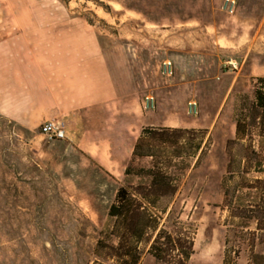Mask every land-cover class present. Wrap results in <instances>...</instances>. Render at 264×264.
<instances>
[{
  "label": "rangeland",
  "instance_id": "rangeland-1",
  "mask_svg": "<svg viewBox=\"0 0 264 264\" xmlns=\"http://www.w3.org/2000/svg\"><path fill=\"white\" fill-rule=\"evenodd\" d=\"M222 2L0 0L3 31L42 26L51 23L44 16L64 13L60 27L75 28L84 46L103 52L124 92L128 138L119 139L121 149L143 128L193 130L181 135L182 144L201 138L202 153L186 149L174 158L167 148L160 154L177 186L160 225L192 239L186 264H222L225 254L234 264H250L253 253L264 254L258 229L264 212L256 209L264 195L242 187L263 176L230 179L226 146L241 97H251L252 79L264 77V0H236L233 14L222 11ZM32 10L41 19L27 18ZM165 61L170 76L162 74ZM148 95L156 102L151 111L142 105ZM191 101L196 115L187 112ZM41 125L25 129L0 115V264H114L95 249L112 228L108 209L117 190L141 182L124 175L131 156L122 172L110 173L67 138L48 140ZM152 162L137 159L134 170ZM149 245H141L139 264H168L154 259Z\"/></svg>",
  "mask_w": 264,
  "mask_h": 264
},
{
  "label": "crops",
  "instance_id": "crops-1",
  "mask_svg": "<svg viewBox=\"0 0 264 264\" xmlns=\"http://www.w3.org/2000/svg\"><path fill=\"white\" fill-rule=\"evenodd\" d=\"M44 18L51 23L0 29V115L32 130L54 122L72 145L120 173L137 140L126 151L119 144L128 138L124 92L103 52L84 46L75 28L60 27L64 13Z\"/></svg>",
  "mask_w": 264,
  "mask_h": 264
},
{
  "label": "trees",
  "instance_id": "trees-1",
  "mask_svg": "<svg viewBox=\"0 0 264 264\" xmlns=\"http://www.w3.org/2000/svg\"><path fill=\"white\" fill-rule=\"evenodd\" d=\"M252 88V96H242L235 110V136L226 144L230 156L227 175L230 179L234 176L244 178L248 172L262 175V179L254 180V186L244 184L242 187L255 188L264 195V77L253 78ZM183 133L194 131L171 128L142 129L124 171L125 176L135 175L141 182L136 186H121L117 190L108 209V217L113 221L112 228L106 240L97 242V257L105 258L114 264H139L141 245L150 243L148 253L157 261L186 264L189 260L193 253L192 239L181 232L173 235L160 225L162 215L167 212L169 206L166 202L177 190L176 180L169 172L170 162L165 163L160 154L170 148L172 157L175 158L180 157L186 149L192 154L201 150V138L197 143L193 138H188L187 142L182 144ZM237 145H241V153L234 152ZM141 158H151V167L134 170L133 163ZM256 209L263 213L264 202L261 201ZM258 229L264 231L262 227ZM222 264H234L233 258L225 254ZM250 264H264V254L253 253Z\"/></svg>",
  "mask_w": 264,
  "mask_h": 264
},
{
  "label": "built area",
  "instance_id": "built-area-1",
  "mask_svg": "<svg viewBox=\"0 0 264 264\" xmlns=\"http://www.w3.org/2000/svg\"><path fill=\"white\" fill-rule=\"evenodd\" d=\"M236 8V0H223L221 9L226 14H233ZM162 74L170 76L172 74V65L170 61H165L162 64ZM155 99L153 96H146L143 100V109L151 111L155 109ZM187 112L190 115H196L198 113L197 104L191 101L187 105ZM41 134L48 140H64L66 139L65 131L54 122H45L40 127Z\"/></svg>",
  "mask_w": 264,
  "mask_h": 264
}]
</instances>
